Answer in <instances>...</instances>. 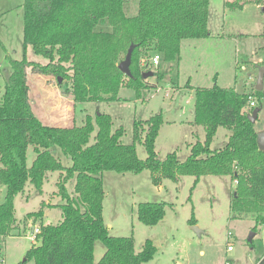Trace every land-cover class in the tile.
Returning <instances> with one entry per match:
<instances>
[{
  "label": "trees",
  "instance_id": "trees-1",
  "mask_svg": "<svg viewBox=\"0 0 264 264\" xmlns=\"http://www.w3.org/2000/svg\"><path fill=\"white\" fill-rule=\"evenodd\" d=\"M129 0H24L23 55L9 60L11 71L5 79L0 98V185L6 187L0 202V237L15 226L14 199L27 183L41 191L49 171H57V194L62 219L54 224H39L36 243L25 252L34 264H147L156 252L152 240L145 239L136 251L132 236L109 235L104 225L103 173L151 172L152 182L162 178L177 180L179 175H229L234 181L229 209L234 215L250 214L255 225L264 227V150L257 146L258 131L249 120L261 106L263 90L252 93L213 85L194 88L193 123L203 125L205 137L190 146L180 161L175 151L160 159L154 149L163 122L156 113L147 119H134L132 140L121 142L124 129L112 128V117L99 112L86 114L77 126L44 124L33 112L27 82V68L38 74L66 80L65 92L74 102H113L119 100L121 86L131 88L137 97L156 83L142 74L152 71L156 81L165 73L159 64L152 69L151 58L161 55L164 63L180 58L184 39L209 35V0H138L137 12L128 15ZM227 3L241 8L244 1ZM262 1V0H256ZM1 17V13H0ZM0 46L2 42L0 40ZM42 56L45 63L27 58L26 50ZM131 49L130 75L118 63ZM150 58V60H149ZM264 65V64H263ZM146 126V127H145ZM218 126L230 131L222 148L211 149ZM143 145L146 157L136 153ZM34 157L27 164V151ZM74 180L69 193L67 182ZM43 206L45 203L42 204ZM137 218L148 226L157 224L165 214V202H142ZM43 209L29 212L24 225L40 219ZM189 224H195L193 214ZM101 241L102 256L94 262V245ZM252 240L250 241V243ZM257 264H264V256Z\"/></svg>",
  "mask_w": 264,
  "mask_h": 264
},
{
  "label": "rangeland",
  "instance_id": "rangeland-1",
  "mask_svg": "<svg viewBox=\"0 0 264 264\" xmlns=\"http://www.w3.org/2000/svg\"><path fill=\"white\" fill-rule=\"evenodd\" d=\"M24 0H0V98L5 79L11 71L9 60L23 55V4ZM243 6H228L238 0H209V35L200 39H184L180 45V58L176 62L160 61L163 79L156 81V88L142 90L140 97L131 88L121 86L119 100L113 102H74L65 92L66 80L53 75L38 74L27 68L29 98L34 114L44 123L57 126L81 125L86 114L99 112L110 114L112 128L124 129L121 142L132 140L134 119H147L160 113L163 122L155 138L154 149L163 159L175 151L183 161L190 146L203 141V125L193 123L194 88H210L217 85L233 88L238 92L252 93L255 90L259 66L264 67V0H241ZM138 0L125 4L128 15L137 12ZM27 58L45 63L42 56L35 55L28 47ZM152 56H150L151 58ZM149 58V60H150ZM257 59V60H256ZM156 66L151 64V68ZM264 91V78L263 87ZM251 99L257 101L254 96ZM256 130H264V97L261 110L254 122ZM146 127V126H145ZM230 131L218 126L210 142L211 149L222 148ZM139 158L146 157L143 145L136 143ZM34 154L27 151V164ZM57 171H49L41 191L27 183L24 191L14 199L15 226L10 234L0 237V264H34L25 259V252L36 243L39 224H54L62 219L57 194ZM103 222L112 236H132L136 251L142 248L145 239L152 240L156 252L147 264H249L264 252V227L255 225L250 214L234 215L229 209L234 181L229 175H203L194 184V176L179 175L177 180L162 178L152 182L148 169L140 173H103ZM74 180L66 184L72 192ZM6 187L0 185V202ZM142 202H165L164 217L155 225L148 226L137 218V206ZM45 203L43 206L42 204ZM43 209L40 219L24 225L27 213ZM193 214L201 233H196L189 224ZM31 223L34 231L31 233ZM254 232L252 242L248 241ZM233 250L227 251V243ZM105 250L101 241L94 245V262Z\"/></svg>",
  "mask_w": 264,
  "mask_h": 264
},
{
  "label": "water",
  "instance_id": "water-1",
  "mask_svg": "<svg viewBox=\"0 0 264 264\" xmlns=\"http://www.w3.org/2000/svg\"><path fill=\"white\" fill-rule=\"evenodd\" d=\"M131 49H132V47H130L128 49L127 54L125 55V58L118 63L119 70L128 76L130 75L129 65H130ZM258 68H259V70H258L255 89L260 91V90H262V87H263L264 67L259 66ZM142 76H143V78L151 77V76H153V72L152 71H146L142 74ZM58 81H60V78L58 79ZM260 110H261V106H258L252 110L251 114L249 115V120L251 123H254L256 121L257 115L260 112ZM256 141H257L258 148L261 150H264V130L259 131L257 133ZM191 228L196 233H198V234L201 233V230L198 229V227L196 225H191ZM33 229H34V226L31 225V233H32ZM253 235H254V232H251L250 236L248 238L249 242L252 240Z\"/></svg>",
  "mask_w": 264,
  "mask_h": 264
},
{
  "label": "built area",
  "instance_id": "built-area-1",
  "mask_svg": "<svg viewBox=\"0 0 264 264\" xmlns=\"http://www.w3.org/2000/svg\"><path fill=\"white\" fill-rule=\"evenodd\" d=\"M161 61V55L159 53H155L152 57H151V63L154 65V66H157ZM250 106H255V102L250 98V102H249ZM34 231V229H33ZM32 231V233H33ZM38 231V229H37ZM32 237L34 238V236L32 235ZM227 249L228 250H231L232 249V244L231 243H227Z\"/></svg>",
  "mask_w": 264,
  "mask_h": 264
},
{
  "label": "crops",
  "instance_id": "crops-1",
  "mask_svg": "<svg viewBox=\"0 0 264 264\" xmlns=\"http://www.w3.org/2000/svg\"><path fill=\"white\" fill-rule=\"evenodd\" d=\"M30 226H31V223H28V224H27V227H30ZM232 250H233V247H232L231 250H228V249H227V251H232ZM263 256H264V252H263L260 256H258V257H256L255 259H253L252 261L250 260L248 263H249V264H257L258 261H259Z\"/></svg>",
  "mask_w": 264,
  "mask_h": 264
}]
</instances>
